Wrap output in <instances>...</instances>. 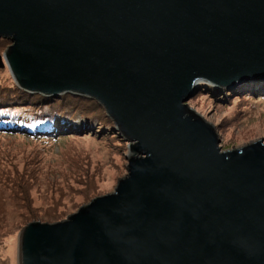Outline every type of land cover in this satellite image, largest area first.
<instances>
[{
    "label": "water",
    "instance_id": "95a60500",
    "mask_svg": "<svg viewBox=\"0 0 264 264\" xmlns=\"http://www.w3.org/2000/svg\"><path fill=\"white\" fill-rule=\"evenodd\" d=\"M0 55L31 93L95 99L127 175L22 228L18 264H264V136L224 147L200 89L264 92V0H0Z\"/></svg>",
    "mask_w": 264,
    "mask_h": 264
},
{
    "label": "rangeland",
    "instance_id": "374dc122",
    "mask_svg": "<svg viewBox=\"0 0 264 264\" xmlns=\"http://www.w3.org/2000/svg\"><path fill=\"white\" fill-rule=\"evenodd\" d=\"M9 44L0 38V55ZM212 91L202 88L188 100L221 123L225 149L264 136V92L236 93L233 99ZM7 100L56 107L78 118L74 129H61L55 137L0 130V264H18L20 231L29 222L66 219L93 198L115 190L128 173L130 142L116 132L95 99L31 93L16 84L5 65L0 66V104H9ZM88 119L91 128L85 126Z\"/></svg>",
    "mask_w": 264,
    "mask_h": 264
},
{
    "label": "trees",
    "instance_id": "16d2710c",
    "mask_svg": "<svg viewBox=\"0 0 264 264\" xmlns=\"http://www.w3.org/2000/svg\"><path fill=\"white\" fill-rule=\"evenodd\" d=\"M208 89L213 90L212 92H217V90L212 88ZM10 102L12 101L7 100L6 103L9 104H0V130L13 132L22 129L27 136L43 134L55 137L58 134L55 133L61 131V129H74L72 126L78 122V118L56 107L46 108L44 104L31 103L25 105L27 102H24V104ZM85 122L87 128H91L93 125L89 119Z\"/></svg>",
    "mask_w": 264,
    "mask_h": 264
},
{
    "label": "bare ground",
    "instance_id": "6f19581e",
    "mask_svg": "<svg viewBox=\"0 0 264 264\" xmlns=\"http://www.w3.org/2000/svg\"><path fill=\"white\" fill-rule=\"evenodd\" d=\"M81 127L83 128V126H79L78 128H81ZM82 128H81V129H82ZM84 128H85V127H84Z\"/></svg>",
    "mask_w": 264,
    "mask_h": 264
}]
</instances>
